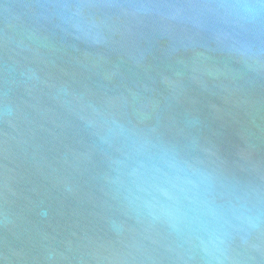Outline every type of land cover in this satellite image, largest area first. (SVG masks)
<instances>
[{"label":"water","instance_id":"1","mask_svg":"<svg viewBox=\"0 0 264 264\" xmlns=\"http://www.w3.org/2000/svg\"><path fill=\"white\" fill-rule=\"evenodd\" d=\"M0 264H264V0H0Z\"/></svg>","mask_w":264,"mask_h":264}]
</instances>
